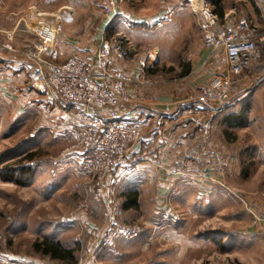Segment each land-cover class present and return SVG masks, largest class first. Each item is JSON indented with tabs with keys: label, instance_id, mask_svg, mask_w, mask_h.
Returning a JSON list of instances; mask_svg holds the SVG:
<instances>
[{
	"label": "rangeland",
	"instance_id": "rangeland-1",
	"mask_svg": "<svg viewBox=\"0 0 264 264\" xmlns=\"http://www.w3.org/2000/svg\"><path fill=\"white\" fill-rule=\"evenodd\" d=\"M176 6L177 0H0V44L18 27L11 46L30 51L34 46H23L41 38L28 27L52 20L62 26L60 38L84 46L98 48L100 38L122 32L138 58L159 49L155 66L146 68L158 72L142 90L147 98L181 102L200 94L174 82L203 38L198 18L176 14ZM220 9L241 17L255 11L251 0H222ZM113 10L153 27L127 30L111 22ZM160 18L163 26L154 29ZM49 105L42 100L20 110L0 98V264H264V72L237 79L225 113H190L191 132L174 140L179 153L160 156L155 147L133 155L136 164L111 178L81 172L71 160L76 138L51 134L60 118ZM146 160L153 169L142 172ZM144 174L147 181L138 184ZM130 189L137 207L125 210ZM56 243L74 260L43 252Z\"/></svg>",
	"mask_w": 264,
	"mask_h": 264
},
{
	"label": "built area",
	"instance_id": "built-area-1",
	"mask_svg": "<svg viewBox=\"0 0 264 264\" xmlns=\"http://www.w3.org/2000/svg\"><path fill=\"white\" fill-rule=\"evenodd\" d=\"M185 2L198 18L207 52L205 65L212 66L214 73L199 96L191 97L184 105L191 111L223 114L232 100L237 79L248 72H264V4H257L263 21V26H259L238 16L236 10L219 16L206 0ZM112 13L115 16L114 10ZM29 29L41 38L34 48L23 51L11 46L18 32L16 27L5 32L6 42L0 44V52L19 57L32 87L58 107L61 120L55 123L51 134L62 131L76 138V155L71 160L87 176L111 178L129 170L136 164L133 155L141 143L143 125L127 118L131 111L122 116L121 107L132 103V90L142 91L154 85L146 68L155 64L156 53L138 58L132 41L117 32L101 38L94 60L89 61L65 45L59 23L47 21ZM129 66L130 73L126 69ZM75 109L93 115V123L82 122L72 113ZM165 110L166 115L172 114L169 108Z\"/></svg>",
	"mask_w": 264,
	"mask_h": 264
},
{
	"label": "crops",
	"instance_id": "crops-1",
	"mask_svg": "<svg viewBox=\"0 0 264 264\" xmlns=\"http://www.w3.org/2000/svg\"><path fill=\"white\" fill-rule=\"evenodd\" d=\"M251 1L255 11L254 13L250 12L247 18L258 24L259 26H263V21L260 17V11L257 7V4L259 2L264 4V0ZM177 2L178 6H176L175 9H172L175 10L176 14H179L180 16L188 15L190 17H193V14L185 0H177ZM121 16L122 14L120 12L116 13L115 16L111 17L110 20L111 22L113 21L114 24L120 21L122 25L126 27L127 30H129L130 27H140L141 30L143 28L153 27L152 22L151 24L143 20L137 21L134 17L125 16L124 18H122ZM63 17L64 16H62L61 18L62 21H64ZM165 20L166 19L162 20L161 18L155 20L154 29H159L160 27H162V24ZM50 23L57 24L59 22H57V20H52L50 21ZM197 27H199V25ZM115 33L116 31L113 32L112 35ZM34 35L36 34L34 33ZM36 38H39V36L36 35ZM61 39L65 43V45L71 50H73L76 54L88 59L89 61L94 60L95 52L96 50H98L99 46L98 48L93 45L84 46L83 44H79V42L75 43L70 40H67L66 38ZM37 42L38 41L35 40L34 44L32 43L23 46V49L33 47L35 44H37ZM199 47L200 48L196 53L195 57L193 56V62L189 65L186 64V66H184V69L180 74L181 76L179 77L180 80L174 82L175 84L184 82L186 86L182 87H185V89L187 90H191L193 88L202 89L213 75V67L210 65H205L207 52L204 50L202 42ZM157 51L156 55L159 54V49H157ZM126 69L128 73L132 72L130 66ZM157 73L154 71V69L151 71L148 69L146 70V75L150 79H153L151 77H153ZM0 95V98H6L15 101L20 110L22 109L21 107H31L33 105H36L38 101L43 100L44 104L45 102H47V104L49 103V106L52 107L53 110L55 109L56 111H59L58 107L54 103H52L49 97L39 93L32 87V82L28 77V74L22 64L21 59L6 52H0ZM147 95L148 94H145L141 90H132V103L130 105H125L121 107L122 116L125 113L128 114V111H131V114H128L127 118H130L131 120L141 121L143 125V137L141 143L137 146L134 155L150 151L155 147L157 148L158 153H161L160 156H165L164 154L170 151L172 154L179 153L178 149L175 150L176 145L174 140L179 137L182 131H186L185 136H187L191 132V126H193L195 123V117H193V115H191L190 113H192V111L197 112V110L191 111L189 107L183 105L187 103L186 101L189 98L181 102L172 101L173 103H171L167 98H155L154 96H149L147 98ZM166 108L172 110L171 115H166ZM73 112L77 117L82 120V122L93 123V115L88 114L83 110L78 111L75 109L72 111V113ZM57 118H60L59 120H61L60 111L58 112ZM164 163L166 164V162L161 161V164L163 166ZM152 167L153 166L151 161L148 160H146V163L141 164L142 172L148 170L150 171L151 169H153ZM138 170L135 171V175L138 174ZM117 175L119 176V174ZM147 177L148 174H144V176L141 177L143 178V181L139 180L138 184L145 183L148 179ZM130 191H133L132 193H136L134 189H130Z\"/></svg>",
	"mask_w": 264,
	"mask_h": 264
},
{
	"label": "trees",
	"instance_id": "trees-1",
	"mask_svg": "<svg viewBox=\"0 0 264 264\" xmlns=\"http://www.w3.org/2000/svg\"><path fill=\"white\" fill-rule=\"evenodd\" d=\"M207 3H209V5L214 9V11L219 15V16H223V11L221 8V2L222 0H214V6H212V1L211 0H206ZM240 118L242 121L244 120L242 118V116L237 117ZM239 119V120H240ZM240 120V121H241ZM34 157V155L29 156V160L32 159ZM136 197L137 194L136 193H129L127 196H125V198L127 199L128 202H126L124 209L125 210H130L133 208L137 207V203H136ZM46 247H44L43 252L47 255H50L52 258H55L57 260H68V261H73L74 260V256H73V252L72 251H68L66 249H63L61 246V244L56 243V244H45Z\"/></svg>",
	"mask_w": 264,
	"mask_h": 264
}]
</instances>
